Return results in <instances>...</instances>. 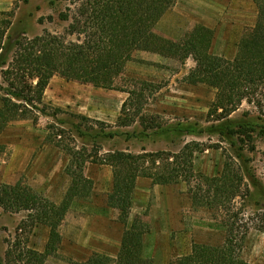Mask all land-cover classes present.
I'll return each mask as SVG.
<instances>
[{"label": "rangeland", "instance_id": "1", "mask_svg": "<svg viewBox=\"0 0 264 264\" xmlns=\"http://www.w3.org/2000/svg\"><path fill=\"white\" fill-rule=\"evenodd\" d=\"M73 11L75 5L69 0H0V13L7 12L0 14V19L11 22L4 38L5 58L8 60L13 55L14 40L17 37L32 38L45 31L62 35L66 42L82 37L78 33L68 32L71 20L61 19L60 13L72 14ZM178 18L182 37L188 21H184L181 15ZM171 24L173 25L170 19L163 20L154 31L160 35L170 34ZM231 29L232 26H226L218 34L217 28L213 30L211 53L220 49L227 54L233 51V44L239 41L244 29L240 36L238 32L230 31ZM164 37L169 39L168 36ZM225 57L229 58V55ZM194 65L192 58H187L182 63L177 58L135 50L123 71L114 80L117 89L99 88L66 80L59 75L53 76L43 96L46 105L44 113H38L37 122L29 118L18 119L0 134V146L3 147L0 153V185L20 181L37 194L58 204L70 185V177L65 171L70 155L51 141L59 139L55 138V133L60 131H48L47 127L54 125L60 129L64 126V145L75 149L84 147L91 156L87 157L83 167L84 176L92 181L89 195L76 197V206L67 218H63L65 226L62 229L66 234L61 250H70L80 256L82 249L73 242L69 243V224L73 218L77 224L83 221L82 217H77V211L85 213L89 208L101 209L105 204L110 207L107 195L112 185V168L98 162L107 152H178L184 143L198 141L202 150L195 151L192 156L193 171L209 176L219 174L225 160L223 150L230 149V146L219 135L205 130L215 123L218 116L211 107L215 89L205 84L193 85L187 82L185 78ZM0 83L7 86L1 72ZM127 91H135L137 95H133L125 114L135 115L137 112L138 115H135L134 122L129 126H120L117 118L121 114L122 103L129 96ZM245 91L251 92L250 88ZM2 94L4 92L0 91V96ZM250 98L255 103L243 101L230 117L234 120L232 126L236 122L252 123V141L246 144L248 140L239 133L236 142L245 148L249 165L255 175L263 180L264 86H258ZM256 101H260L263 107L257 106ZM56 108L60 110L56 111ZM141 118L144 124H141ZM74 125H78L85 135L79 137ZM177 125L204 129L206 132L177 138L169 130ZM235 129L237 130L236 126ZM251 129L246 126L237 131L248 132ZM110 131L118 132L119 135L105 137ZM239 139H245V144ZM252 144L254 149L248 151ZM182 179L171 185L153 184L149 178L147 182L144 178L140 179V186H149L150 192L143 205V200L136 198L135 206L139 211L133 215L131 224L135 217H139L149 227V232L146 233L148 236H143L145 264H169L189 254L194 244L219 245L224 240L226 230L221 212L218 211V215L214 216L212 211L204 207L193 206L187 193V185ZM234 209H240L244 213V222L249 226L240 250L241 258L247 264H264V229H260L264 226V209H257L247 198H236ZM111 211L113 217V210ZM91 224L89 228L97 231L100 220L95 219ZM121 224L117 216V226L120 227ZM47 238V228L42 224H32L28 212H6L0 207L1 260L12 243L17 249L29 247L42 252ZM105 257L107 256L94 253L79 263L58 254L56 250L46 257L44 264H114V258L108 257V260Z\"/></svg>", "mask_w": 264, "mask_h": 264}, {"label": "trees", "instance_id": "2", "mask_svg": "<svg viewBox=\"0 0 264 264\" xmlns=\"http://www.w3.org/2000/svg\"><path fill=\"white\" fill-rule=\"evenodd\" d=\"M175 1L69 0L75 5V11L72 14L60 13L61 19L71 20L68 32L78 33L82 37L66 42L62 35L47 31L32 38L17 37L13 55L8 60L5 58L4 38L11 22L0 19V72L3 81L7 82V86L0 83V91L4 92L0 96V134L18 119L29 118L37 122L38 113H44L46 107L43 102L45 89L50 78L55 75L99 88L117 89L114 80L135 50L177 58L182 63L192 58L195 65L185 78L187 82L205 84L215 89L211 107L218 116L215 123L205 130L219 135L230 146V149L223 150L225 160L221 172L209 176L193 171L192 156L195 151L202 150L198 141L184 143L178 152L160 150L131 153L114 150L98 159L101 164L112 168V185L107 203L118 210V220L126 226L137 178L146 177L159 185L175 184L183 178L192 205L204 207L212 211L214 216L218 211L221 212L226 232L221 244H194L189 254L169 264H247L241 258L240 250L249 226L244 222V213L234 209L235 200L247 198L257 209H264V177L261 180L255 175L245 148L236 142L239 133L248 140L246 144L252 141V123L236 122L232 126L234 120L230 115L243 101L255 103L250 95L258 86H264V0H253L257 12L255 23L244 29L232 59L210 52L213 30L206 26L195 25L178 41L154 32L155 24ZM248 88L250 93L245 91ZM127 92L129 96L122 103L121 114L117 118L120 126H129L134 122L135 115H138L137 112L135 115L125 114L133 95H137L135 91ZM256 103L260 108L263 107L260 101ZM144 123L141 118V124ZM235 126L237 130L246 126L252 129L248 132L237 131ZM64 128L61 126L59 129L54 125L47 127L48 131H60L55 133V138L59 139L51 141L70 155L65 169L70 177V185L58 204L20 181L0 185V207L4 211H26L32 224L49 228L45 249L42 252L29 247L17 249L12 243L4 259L0 258V264H44L46 257L57 250L61 241L59 226L71 202L78 196L89 195L92 181L84 176L83 167L87 157L91 156L84 147L75 149L64 145ZM75 129L79 137L85 135L78 125ZM169 130L177 138L206 132L204 129L179 125ZM117 135L118 132L110 131L105 137ZM239 140L245 144V139ZM253 149L252 144L247 150ZM2 150L0 146V153ZM260 229H264V226ZM148 232V225L135 217L122 233L115 264H145L143 236Z\"/></svg>", "mask_w": 264, "mask_h": 264}, {"label": "crops", "instance_id": "3", "mask_svg": "<svg viewBox=\"0 0 264 264\" xmlns=\"http://www.w3.org/2000/svg\"><path fill=\"white\" fill-rule=\"evenodd\" d=\"M256 14V6L253 0H176L175 3L165 12V14L155 24L154 28L158 26L163 20L170 19V22L173 23V25L171 24L170 27L172 28V33H162L161 36H168L169 39L172 38V40L174 39V41H177V39L180 40L185 33L189 32L197 24L206 26L212 30H215L217 28L219 30H217V34L221 33L226 26H232V29L230 31L238 32L240 36L244 27L247 28L252 27L254 25L256 20ZM179 15L182 16L184 21H188V25L185 28V33L182 35V37V29H180V24L178 22L180 20L178 18ZM237 44L238 42L233 44V51H229L228 54L221 49L217 52H214L213 54L219 56L224 55L223 57L229 55L228 59H232L236 54ZM141 178H144V181L147 182V178L145 177H139L136 180L132 197L133 202L131 203V208L126 226L123 224H121L120 227L117 226V209L107 207L106 204L101 209H90L88 206V212H76L77 217H82L83 221L77 224L75 223V218H73L74 220L70 222L68 230L70 235L68 236V238H70L69 240H71L69 243L73 242L75 243V245L82 249L80 256L75 255L74 252H71L70 250L69 252L61 250V247H63L64 245L66 234L65 231L63 233L62 229L65 226L64 220L59 227V232L61 235V244L59 243L60 246L57 249V253H61L67 258H72L73 261L79 263L84 258H88L90 255L96 253L114 258L115 260H113V263L115 264L118 251L120 249L122 233L125 228H128L131 225L133 215L138 213L139 211V209L135 206L136 198H141V200H143V205L145 203V197L149 196V186L146 188H142L140 186ZM73 201L71 202L70 207L66 212V218L70 214V211L74 208V206H76V202ZM111 210H113V217ZM95 219L100 220L99 229L97 231H93L89 228L90 224ZM45 227L47 228V232L49 233V228L47 226ZM92 233L96 234V236L94 237ZM146 236H148V234H145V238ZM46 240H48V238L45 239V242Z\"/></svg>", "mask_w": 264, "mask_h": 264}]
</instances>
